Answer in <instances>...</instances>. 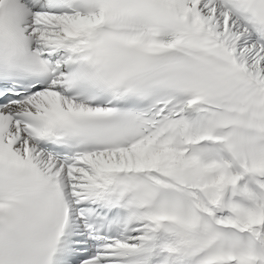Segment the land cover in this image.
Segmentation results:
<instances>
[{
    "label": "snow or ice",
    "instance_id": "1",
    "mask_svg": "<svg viewBox=\"0 0 264 264\" xmlns=\"http://www.w3.org/2000/svg\"><path fill=\"white\" fill-rule=\"evenodd\" d=\"M0 264H264V0H0Z\"/></svg>",
    "mask_w": 264,
    "mask_h": 264
}]
</instances>
